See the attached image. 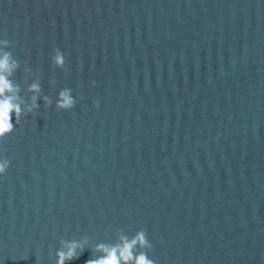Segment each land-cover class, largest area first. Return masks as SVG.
<instances>
[{
    "label": "water",
    "instance_id": "obj_1",
    "mask_svg": "<svg viewBox=\"0 0 264 264\" xmlns=\"http://www.w3.org/2000/svg\"><path fill=\"white\" fill-rule=\"evenodd\" d=\"M0 39L53 101L0 139V264L117 230L154 264H264V0H0Z\"/></svg>",
    "mask_w": 264,
    "mask_h": 264
},
{
    "label": "clouds",
    "instance_id": "obj_2",
    "mask_svg": "<svg viewBox=\"0 0 264 264\" xmlns=\"http://www.w3.org/2000/svg\"><path fill=\"white\" fill-rule=\"evenodd\" d=\"M9 47L10 44L7 40L0 39V139L13 131L14 124L11 122L13 116L16 126L19 125L22 114L28 115L38 109V99L43 102L45 108L53 104L49 96L41 94L39 78L33 79L27 84L24 93L27 96V101L24 96H21L20 85L14 83L12 79L20 64L14 58L13 53L8 50ZM64 63L62 53L53 49L51 64L60 69L63 68ZM24 71L27 76H31V71L27 67ZM51 83L54 87L55 80ZM75 104L76 98L73 96L71 88L65 87L57 92L54 104L57 110L68 111ZM8 167V161L0 158V175H3ZM88 245L87 237L80 240L61 239L59 248L55 252V264H66V262L77 258L78 254ZM151 247L152 245L146 239L144 231H137L129 237L117 230L114 242L97 243L91 247L95 258L85 261V264H154V261L148 257V251L151 250Z\"/></svg>",
    "mask_w": 264,
    "mask_h": 264
}]
</instances>
